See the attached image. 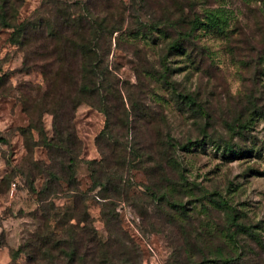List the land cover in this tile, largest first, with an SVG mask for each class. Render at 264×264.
<instances>
[{"label": "rangeland", "instance_id": "374dc122", "mask_svg": "<svg viewBox=\"0 0 264 264\" xmlns=\"http://www.w3.org/2000/svg\"><path fill=\"white\" fill-rule=\"evenodd\" d=\"M12 2L16 25L104 22L112 94L102 111L77 106V65L70 80L39 34L19 46L0 29V264H48L43 233L69 252L51 215L67 207L88 217L73 236L87 264H264V0H194L187 51L167 50L188 30L187 0ZM61 128L75 142L71 186L49 177L67 162L45 146ZM91 162L93 178L116 169L105 193Z\"/></svg>", "mask_w": 264, "mask_h": 264}, {"label": "trees", "instance_id": "16d2710c", "mask_svg": "<svg viewBox=\"0 0 264 264\" xmlns=\"http://www.w3.org/2000/svg\"><path fill=\"white\" fill-rule=\"evenodd\" d=\"M14 2L16 0H13ZM188 10L190 15L181 17V25L187 26V31H178L176 38L172 40L168 45V51H187L183 45L188 41L194 34V31L197 29V26L200 22L199 17L194 14L193 6L195 5L194 0H187ZM192 4V6H190ZM9 6V9H8ZM12 0H0V29H12L14 35H17L20 39L17 40L19 46L31 44V40L35 35L39 34V39L43 50L46 52L45 57H49L52 60V64L58 65L57 70L64 71L67 74V77L72 80L73 73L66 71V68L71 67V62L73 65H77V82L75 83L76 87V100L77 106L85 103L89 106L98 107L100 110L106 106L108 96L112 94L110 88V80L108 77V69L103 63V57L100 53L99 46L97 44V37L99 34L107 33V27L104 22H99L97 28L83 26L82 23H75V21L64 22L60 25H47L44 30L41 26L33 27L30 24H20L16 25L12 23L13 17L15 18L16 10ZM179 10V9H178ZM182 15L184 12L179 10ZM14 12V15L12 14ZM172 19L168 15L166 17L163 25L166 26V22L171 24ZM177 23V22H176ZM175 23V25H176ZM38 32V33H37ZM37 33V34H36ZM50 44L47 49V45ZM35 45V44H34ZM38 45V44H37ZM167 68L163 74V78L166 77ZM58 73H55L54 80L58 77ZM41 100L48 99V93L46 92L44 96L40 98ZM187 104L193 105L191 98H187ZM102 111V110H101ZM55 115V114H54ZM68 128H61L54 132L55 138L53 140L45 142L46 148L49 152H56L61 158H66L67 162H63L61 165L62 169L60 173L62 177H57L56 174L50 172L49 177L51 180L56 182H64L67 186H71L75 182L74 176V165L76 164L74 146L75 142L73 139V134L67 132ZM67 132V133H66ZM64 154V156H62ZM124 162L121 159V164ZM91 166V177L94 183V186L100 191L105 193L107 189L112 184V181H115V177L118 175L115 170H105L104 166L98 167V172L101 174L100 178L94 177L93 174L97 173V169L93 166L94 163H90ZM103 168V169H102ZM116 190V189H114ZM151 196H154V192H150ZM75 205V202H74ZM227 207V204H224ZM232 212L231 208H228ZM73 210L71 207L65 208L62 213L54 211L52 215V228H61L66 230V234L69 239L66 241L67 246L69 247V252L64 251L65 242L62 237H54V233H43L40 239V249L42 251L41 260L48 264H56L57 261H61L63 264H87L85 261V255L77 254V249L75 247V240L73 238L76 228L80 225L82 226L83 231H87L89 225L87 224L88 217L86 212L82 217L73 216ZM75 221V223H74ZM231 221L235 222V218L232 215ZM50 228V224L48 225ZM95 249L100 252L101 244L97 240L91 241ZM22 251H20L21 253ZM96 255V254H95ZM65 258L67 261L65 262ZM103 256V255H101ZM37 264H45L40 261ZM91 264H113L109 258L101 260L92 259Z\"/></svg>", "mask_w": 264, "mask_h": 264}]
</instances>
